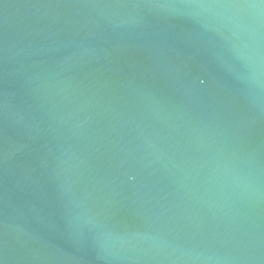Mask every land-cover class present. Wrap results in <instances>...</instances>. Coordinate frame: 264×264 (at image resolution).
Here are the masks:
<instances>
[{
  "label": "water",
  "instance_id": "95a60500",
  "mask_svg": "<svg viewBox=\"0 0 264 264\" xmlns=\"http://www.w3.org/2000/svg\"><path fill=\"white\" fill-rule=\"evenodd\" d=\"M0 264H264V0H0Z\"/></svg>",
  "mask_w": 264,
  "mask_h": 264
}]
</instances>
